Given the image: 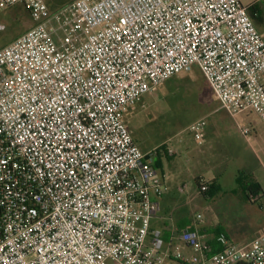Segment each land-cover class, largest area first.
<instances>
[{"label":"built area","instance_id":"2783aa9c","mask_svg":"<svg viewBox=\"0 0 264 264\" xmlns=\"http://www.w3.org/2000/svg\"><path fill=\"white\" fill-rule=\"evenodd\" d=\"M16 4L34 25L0 47V264H264V231L246 243L220 233L211 252L200 229L160 214L159 150H142L124 120L157 84L198 67L230 114L264 121V36L248 6L74 0L51 11L0 0ZM207 122L189 127L199 143ZM175 236L200 245V259L175 253Z\"/></svg>","mask_w":264,"mask_h":264},{"label":"rangeland","instance_id":"374dc122","mask_svg":"<svg viewBox=\"0 0 264 264\" xmlns=\"http://www.w3.org/2000/svg\"><path fill=\"white\" fill-rule=\"evenodd\" d=\"M45 1L51 9H56L65 7L74 0ZM240 1L245 6L258 2L261 19L256 22H263L259 27L264 31V0ZM49 3H52L51 6ZM0 23V47L12 42L34 25L23 4L0 7ZM57 41L60 39L57 38ZM218 105V99L208 81L201 70L195 67L192 71H182L157 84L139 102L124 110L125 123L139 147L144 151L153 148L159 150L156 160L160 162L167 181V189L163 195L166 193L168 207H165L164 215L172 217L179 226V222L185 219L194 223L196 214L202 213V221L195 225L198 229L207 228L201 234L203 241L213 236L214 230L222 221L226 223L227 212L237 203V195L232 196L230 190L236 185L235 178L239 171L249 169L251 172L247 171L246 175H255L264 185V121L256 113H249L248 118L254 122L257 134L251 128V133L245 135L238 128V123L231 120L217 131L207 122L203 130V142L199 143L194 138L190 125L202 116L213 118L211 113ZM245 112L244 110L242 114L244 119ZM243 120H239L242 125L251 126L247 120ZM165 144L174 149L171 154L173 159L165 157ZM214 144L219 154L223 152L224 155H220L223 162H200L198 153L205 148L214 147ZM214 158L218 160L217 157ZM211 169L214 179L207 182H214V190L204 193L195 184L194 178L197 172ZM216 178L221 179L224 187ZM240 191L241 188L238 187L237 192ZM252 208L259 211L258 214L264 213V209L261 210L258 204ZM153 224L161 227L157 220ZM172 250L190 261H196L202 256L200 245H188L176 236L172 239ZM163 264L179 262L173 257L167 258Z\"/></svg>","mask_w":264,"mask_h":264},{"label":"crops","instance_id":"0c3cea01","mask_svg":"<svg viewBox=\"0 0 264 264\" xmlns=\"http://www.w3.org/2000/svg\"><path fill=\"white\" fill-rule=\"evenodd\" d=\"M259 8H260V6H259ZM254 20L256 22L257 19L254 18ZM262 23L263 22H260V23L256 22V25H257L258 29L260 30V32L262 33V35L264 36V31H262L259 27V25ZM218 103H219V101H218ZM245 111H246L245 112L246 113V119L242 118V114L244 113V111H241L235 115H232L226 109H224L219 103V105L211 113L213 118L209 119L208 116H205V117H207V120L209 119L208 124H211L213 129L216 131L219 130L223 124L228 123L231 120H235L238 123L237 126L241 130L242 133H244L242 130L243 127L250 126V125H242L239 122V120L244 119V120H247L251 124L250 127L253 128L254 133L257 134L258 130H256V128H254V126H253L254 122H252V120H250L248 118L249 113H252V112L256 113V112L254 110H245ZM257 116H258V114H257ZM258 118L260 119L259 116H258ZM251 131H252V129H251ZM251 131L248 133H244V134L248 135L251 133ZM213 146L214 147L211 146L209 148H205L203 151L198 153L197 157H198V160L200 162L201 161L204 163H215V162L216 163L217 162L222 163L223 162L222 156H220V155H224L223 152L221 154H219L217 151L216 145L214 144ZM167 147H171V146L166 145V144L164 145V152L166 154L165 157L167 159H173L174 156L171 154H168L166 152ZM148 150H150V149H148ZM214 157H217L218 160H215ZM155 160H156V158H155ZM159 169H160L161 173L164 175L161 167H159ZM213 169H215V168L213 167ZM213 169H211V171L204 170V171L197 172L195 175V178H194L195 184H197L196 183L197 177H200V180H203L205 182H207L208 180H211V179L213 180L214 179V176L212 174ZM244 171L247 172V171H249V169H244ZM249 172H251V171H249ZM253 176L255 177V175H253ZM255 179L260 183V185L263 189V190L259 191V193H256L259 196V199L256 201L252 200V198H251V195H253V194H251L249 197L241 191L237 192L238 183H237L236 178H235L236 185L232 186L230 191L232 193V196H233V194L237 195V197L235 198L237 203L235 205H232V207L227 212V214L225 216L226 223L224 221H222L221 224L216 227V229L214 230V232L212 234L213 236H211L210 239L215 238L218 235V234L216 235V231H220L221 233H225L227 236H229L235 242L246 243V242H250L256 235H258L259 233L264 231V213L258 214L259 211L257 212L256 210H253V208H252L255 204H258L259 208L261 210L264 209V187H263L264 185H262L263 183L258 178L255 177ZM216 180L217 181L219 180L220 184L224 187L220 178H216ZM223 192H224V190H223ZM165 197H166V193H165V195H163L160 198L161 205H162V211L160 214H163V215H164L165 207H168V204L165 201ZM154 220H157V223H160L161 226H163L165 224V222L163 221L162 218L156 217V218H154ZM206 230H207V228H202V229H200V232L203 233Z\"/></svg>","mask_w":264,"mask_h":264},{"label":"trees","instance_id":"16d2710c","mask_svg":"<svg viewBox=\"0 0 264 264\" xmlns=\"http://www.w3.org/2000/svg\"><path fill=\"white\" fill-rule=\"evenodd\" d=\"M49 4L51 6L52 3H49ZM24 7L29 12L28 8L25 5H24ZM248 8H249V11H250L251 15L253 16V18L258 19V20L261 18L260 8H259V4L257 1L248 5ZM58 9H60V7L56 8V9L50 8L51 11H56ZM156 165L158 167H160V162L158 160H156ZM246 174H247V172L244 170L239 171V173L236 177V181L238 183V187L241 188V191L245 195L250 197L251 194L259 193V191H261L263 189H262L260 183L255 179L254 176H250V174L249 175H246ZM196 183L200 187V177L196 178ZM207 183L209 184V189L207 191H205L204 193H207L209 191L214 190V184H213L214 182H207ZM179 227L180 228H187V229H195L196 228L195 224H193L189 220H181L179 222ZM220 233H221L220 231H216V235L220 234ZM209 241H210V244H212L211 252L219 250V246L217 245L215 238L209 239Z\"/></svg>","mask_w":264,"mask_h":264}]
</instances>
